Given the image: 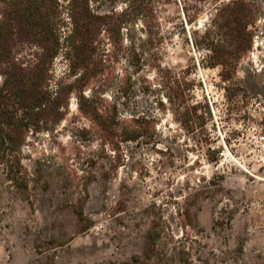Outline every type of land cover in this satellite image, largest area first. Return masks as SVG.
<instances>
[{
    "label": "rangeland",
    "instance_id": "rangeland-1",
    "mask_svg": "<svg viewBox=\"0 0 264 264\" xmlns=\"http://www.w3.org/2000/svg\"><path fill=\"white\" fill-rule=\"evenodd\" d=\"M228 1L154 0L152 44L104 38L84 96L125 125L101 130L72 95L57 127L29 137V187L0 175V264H137L154 225L170 264H264V0H248L250 50L211 67L201 37ZM131 126L143 137L124 141Z\"/></svg>",
    "mask_w": 264,
    "mask_h": 264
},
{
    "label": "trees",
    "instance_id": "trees-1",
    "mask_svg": "<svg viewBox=\"0 0 264 264\" xmlns=\"http://www.w3.org/2000/svg\"><path fill=\"white\" fill-rule=\"evenodd\" d=\"M102 3L111 8L103 12ZM257 13L248 0L217 8L201 37L211 67L235 68L231 59L252 46ZM156 27L154 0H0V175L18 190L29 187L23 148L30 136L49 133L64 120L72 95L77 110L101 130L125 125L114 106L98 108L84 90L102 72L104 38L118 44L139 30L152 44ZM58 59L64 63L60 75L54 69ZM131 122L139 129L138 120ZM135 127L120 128L124 141L143 137ZM76 215L81 220L82 208ZM163 232V226L150 229L135 263L170 264L171 236L161 238Z\"/></svg>",
    "mask_w": 264,
    "mask_h": 264
},
{
    "label": "built area",
    "instance_id": "built-area-1",
    "mask_svg": "<svg viewBox=\"0 0 264 264\" xmlns=\"http://www.w3.org/2000/svg\"><path fill=\"white\" fill-rule=\"evenodd\" d=\"M264 164V163H263Z\"/></svg>",
    "mask_w": 264,
    "mask_h": 264
}]
</instances>
